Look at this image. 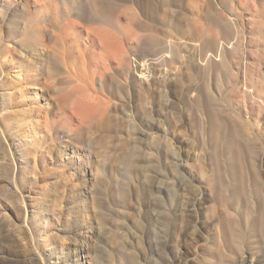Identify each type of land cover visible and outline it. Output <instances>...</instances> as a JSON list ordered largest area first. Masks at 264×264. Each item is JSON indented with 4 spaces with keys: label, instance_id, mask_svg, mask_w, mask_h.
<instances>
[{
    "label": "rangeland",
    "instance_id": "obj_1",
    "mask_svg": "<svg viewBox=\"0 0 264 264\" xmlns=\"http://www.w3.org/2000/svg\"><path fill=\"white\" fill-rule=\"evenodd\" d=\"M0 264H264V0H0Z\"/></svg>",
    "mask_w": 264,
    "mask_h": 264
},
{
    "label": "bare ground",
    "instance_id": "obj_2",
    "mask_svg": "<svg viewBox=\"0 0 264 264\" xmlns=\"http://www.w3.org/2000/svg\"><path fill=\"white\" fill-rule=\"evenodd\" d=\"M83 15L85 16L84 18L86 19L90 18L89 14H83ZM71 22L72 21H70L69 23ZM94 32L96 33V38L92 39L91 47L93 49V54L95 55L96 59L101 63V66L103 65V68L105 70L109 69L110 58L114 59V61H116L118 65L123 64L122 63L123 62V43H122L121 38L115 32H111L110 30L103 28V27L95 28ZM48 38H50L49 35H44L42 36L41 40L45 41ZM102 100L105 101L98 95H91L84 102L75 101L74 104H71L70 109L64 106L65 108L63 107L61 108L62 110L59 111L60 117L59 118L57 117L58 119L55 120V123L58 124L62 120H64L66 123L67 122L71 123L74 117L80 118L81 121L85 120L90 115H94L93 114L94 112L99 111V108L101 109L102 106H105V102L103 103ZM60 124L62 125L64 123L62 122Z\"/></svg>",
    "mask_w": 264,
    "mask_h": 264
}]
</instances>
